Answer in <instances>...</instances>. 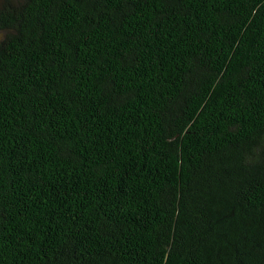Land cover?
I'll use <instances>...</instances> for the list:
<instances>
[{"label":"trees","instance_id":"1","mask_svg":"<svg viewBox=\"0 0 264 264\" xmlns=\"http://www.w3.org/2000/svg\"><path fill=\"white\" fill-rule=\"evenodd\" d=\"M0 264H264V0H0Z\"/></svg>","mask_w":264,"mask_h":264}]
</instances>
